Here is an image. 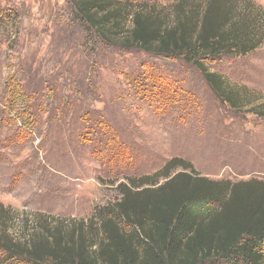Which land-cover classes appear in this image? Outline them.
Returning a JSON list of instances; mask_svg holds the SVG:
<instances>
[{"label": "rangeland", "instance_id": "374dc122", "mask_svg": "<svg viewBox=\"0 0 264 264\" xmlns=\"http://www.w3.org/2000/svg\"><path fill=\"white\" fill-rule=\"evenodd\" d=\"M132 1L170 6L176 0ZM254 1L264 8V0ZM0 3L17 15L0 44V203L25 216L88 224L121 199L120 183L153 175L173 158L209 179L264 181V41L209 65L250 95L251 108L235 110L192 65L97 42L69 0ZM22 73L36 95L32 132L4 110L5 83ZM160 80L170 89L159 94L154 82ZM85 111L114 128L109 154L98 136L86 133Z\"/></svg>", "mask_w": 264, "mask_h": 264}, {"label": "trees", "instance_id": "16d2710c", "mask_svg": "<svg viewBox=\"0 0 264 264\" xmlns=\"http://www.w3.org/2000/svg\"><path fill=\"white\" fill-rule=\"evenodd\" d=\"M69 1L97 42L192 65L222 103L235 110L251 108L248 92L209 65L224 56L246 55L263 43L264 8L256 1L176 0L170 6ZM16 16L0 3V44ZM24 79V73L7 79L4 110L21 121L22 131L32 132L35 94ZM161 81L154 82L159 94L170 89ZM148 85L139 84L147 97ZM83 115L90 117L87 111ZM84 123L86 133L98 136L109 154L114 128L103 119ZM119 187L121 199L100 208L88 224L74 220L68 226L47 213L25 216L0 203V264H264L260 178L213 180L173 158L153 175L128 177Z\"/></svg>", "mask_w": 264, "mask_h": 264}]
</instances>
